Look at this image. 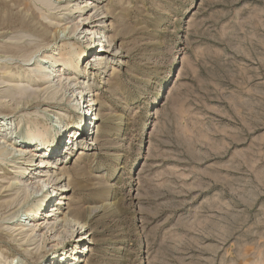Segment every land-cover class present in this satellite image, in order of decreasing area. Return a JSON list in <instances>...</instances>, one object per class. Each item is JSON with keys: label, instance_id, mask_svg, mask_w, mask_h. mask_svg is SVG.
Wrapping results in <instances>:
<instances>
[{"label": "rangeland", "instance_id": "374dc122", "mask_svg": "<svg viewBox=\"0 0 264 264\" xmlns=\"http://www.w3.org/2000/svg\"><path fill=\"white\" fill-rule=\"evenodd\" d=\"M103 20L105 35L82 31ZM87 41L95 51L80 61ZM70 51L79 70L68 90L37 105L49 94L26 82L29 71ZM79 78L98 102L81 145L45 158L49 168L37 141L20 163L0 160V264H264V0H0L3 129L17 125L22 140L29 127L64 132ZM83 144L80 186L59 206L67 180L55 179ZM19 174L50 196L34 242L14 225L41 193L8 190Z\"/></svg>", "mask_w": 264, "mask_h": 264}, {"label": "bare ground", "instance_id": "6f19581e", "mask_svg": "<svg viewBox=\"0 0 264 264\" xmlns=\"http://www.w3.org/2000/svg\"><path fill=\"white\" fill-rule=\"evenodd\" d=\"M91 5H93V4H91ZM81 8H82V6H79L77 8V11L80 10ZM86 8H87V6H86ZM102 17H103L102 19H105L108 16H102ZM99 19L101 20V18H99ZM80 20H82V17L80 18ZM105 22L106 21H104V20L102 21L103 24L100 26L99 31L92 32V31L89 30V27L88 28L84 27L82 29V31L85 33V35H89V34H91V35L92 34H97V35H99V34L103 35L104 34L105 35V33H104L105 32V28L109 27ZM81 24L83 25V23H81ZM81 24L77 23L76 27H70V28H69L70 25L68 24L69 26H66L64 28V31L66 32L68 29L72 28V32L73 33L78 32L80 30V28H81ZM98 37H99L98 39H101L100 36H98ZM105 38H106V41H107V37L106 36H105ZM93 43L91 44V43H88V41L86 42V49L84 51H82L81 55L78 57L79 58L78 60L81 61L83 58L87 57L88 55H93V51H95L94 47L96 45L95 41H93ZM71 53H72L71 51H70L69 54L66 53L65 56H63V57L61 56L62 58H60V59L55 58V56L47 55V57H45V60L42 62V64H36V66L33 67V69L29 71V73H28L29 76H27L26 82H28V83L33 82L36 85H39L40 87H42V89H41L42 91H44V92L49 94V97L47 99H45L43 101H38L36 103L37 105H39L41 103H46L47 104L48 102H49V105H54L57 95L60 92H62V91H65V90L67 91L68 90L67 84H65V82L68 79H70L74 74L78 73L77 71L79 70L78 69L79 68V63H78V60H76L77 57L75 56L76 58L74 57L75 59H73V57H71ZM31 55H33V54H31ZM60 62H62V64H61L62 69L60 71V73H62V74L58 73L59 75H57V74L54 75L52 68L57 67V65L59 66ZM88 64L89 63H87V67H88ZM81 73H83V72H81ZM180 75H182V74L180 73ZM9 78H11V77H8L7 79H9ZM57 78H58V83L56 82ZM9 82H12V81L10 80ZM23 82H25V81H19V84H22ZM77 83H76V86H75L76 89L74 88L72 90V96L68 97V100H67L69 102L72 101V98L74 97L75 93L77 91H79V95H78L79 97L78 96L76 97V99H77L76 103L75 102H74V104L72 103L73 104L72 106H73V108L75 110V113L72 116V121L73 122H70L68 124V126L64 130V132L53 131L52 128H49L46 131H41L39 127H35V128L29 127V128H27L29 133L27 132L26 139L22 140L21 138L14 136V134L18 133L17 125H16V127L14 129H11V130L6 129V128H9L10 125L11 126L13 125V123H11V122L10 123L8 122L6 124L7 126L4 125V126H6L5 129H3L4 127L2 128L0 126V160L3 163L5 161H8L9 159H12L11 162H14L15 164L20 163V161L23 160L24 158H26L27 155H28V151H26L28 149H26V148H32V147L36 148L38 146L37 142H41L42 143V146H41L42 147V152H40L38 154L36 153V155L35 154L34 155H35V157L43 158L44 159V163H43L44 167H48L49 168V167H53V165L51 164L50 160L55 159V158L59 159L58 155L62 153V151L68 145V143H70V142L74 143V147L72 149H75L76 145H78V146L81 145L79 143L81 142V140L84 138L85 135L89 134V131H90V122L88 121L87 116L88 115H90V116L94 115L93 114V109L95 108V105L98 102H97L96 98H90L89 92H87V90H89V88L85 87V82L82 81V78H79ZM81 85H82V87L80 89ZM24 87H27V86H24ZM24 89H26V88H24ZM20 90H21V85H15V92H18ZM170 95H172V93ZM16 96L17 95L13 96L12 99L15 100L17 98ZM88 97L90 99H88ZM29 103H31V102H28L26 105L31 106V104H29ZM15 112H16V110L11 111L9 113L10 114H14ZM10 116L11 115H8L7 118L9 119ZM11 117H13V116H11ZM91 119H97V116L95 115L94 118L92 117ZM11 139L13 140L12 142L10 141ZM14 140H16V141H14ZM29 142H32V143H29ZM92 144L95 145V146H98L99 141H95V142L91 141L89 146H91ZM89 146L87 144H83L82 145V148L79 151V160H78V162H76V167L72 171H69L65 167H61L60 168L61 169L60 171H62V172L59 175L61 177H57L55 180H59L60 179V181H62L60 184H62L63 181H66V180H67V182H66V184L64 186H62L64 188L62 190H60V191H62L61 195L63 196V198L61 199L60 203L58 204L59 206L60 205H63V206H67L68 205L69 206V203L68 204L67 203L63 204V202H62L63 200H69V198H67V195H64L63 193H66L69 190L70 191L74 190L76 188V186H78L81 183L80 182V178L78 176V173L80 172V170L83 169L82 159L85 158V156L88 155L87 152H85V150H90ZM34 155H32V156H34ZM70 155H73V153H70ZM45 158H50V160L45 161ZM13 159H16V161H14ZM71 160L72 159H70V161ZM34 165L35 164H32V160L30 158L28 160L27 166L28 167H33ZM12 173H14V172H12ZM64 176L66 178H63ZM40 181H43V180H40ZM21 184H22V186H21ZM12 187H14L17 190H22L23 192H26V193H33L34 195H37V193L38 194L41 193V196H39L37 198V204L38 205L36 204V206H35V204H34V210H33L34 213H31L30 209L27 212V214H26L27 215V219L24 222V225L23 224H17V223L14 225L15 226L14 231H16V232H20L21 231L20 233H18V235H25L26 237H24V239L28 238V242H34L37 239V228H38V226L35 223V222H37L36 219L39 217V215L43 216L44 211L47 210V204L49 203L50 196L47 195L43 191V187L42 186H38V189H36V188H34V186L31 187V185L29 186V184L22 182L21 174H19V176L17 175V178H14V180L11 181V183L8 185V190H14V188H12ZM45 187H46V185H45ZM62 210H63V208L57 209L58 214H61ZM78 211H79V209H76L73 212L69 213L70 217L71 216L73 217V216L77 215ZM69 215L68 216H67V214L64 215V217H63L64 218L63 219L64 222L71 223L70 220H72V219L69 217ZM52 216H57V215H50L49 217H52ZM20 220H18L17 222L20 223ZM75 222H76V224H79L78 221L75 220ZM39 223H41V222H39ZM28 227H31V228L27 230ZM79 228H83V226L82 227L80 226ZM54 229H55V227H54ZM32 251L33 250H31V251L26 250L25 252H27V253L29 252L30 254H32ZM47 255H49V254H47ZM62 256H64L63 259L61 258V255H60V257L55 255V256L48 257L49 259H47V260L50 261V263H51L52 261H59L60 259L65 260L67 258L66 261L73 262V261L77 260V256H78V260L79 261L81 260V257H79L80 255H79L78 252H74V254H72V253L69 254V252H67V253H65ZM44 262H45V258L41 257L40 263L43 264ZM11 264H13V262H11ZM52 264H60V263L59 262H55V263H52ZM70 264H72V263H70Z\"/></svg>", "mask_w": 264, "mask_h": 264}]
</instances>
